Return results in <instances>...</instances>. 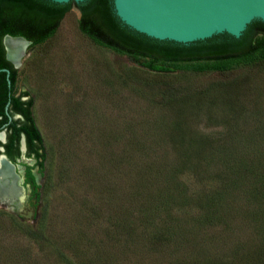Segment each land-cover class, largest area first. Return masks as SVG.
<instances>
[{
    "label": "rangeland",
    "instance_id": "1",
    "mask_svg": "<svg viewBox=\"0 0 264 264\" xmlns=\"http://www.w3.org/2000/svg\"><path fill=\"white\" fill-rule=\"evenodd\" d=\"M80 19L18 67L47 157L0 264H264V62L154 71Z\"/></svg>",
    "mask_w": 264,
    "mask_h": 264
},
{
    "label": "trees",
    "instance_id": "2",
    "mask_svg": "<svg viewBox=\"0 0 264 264\" xmlns=\"http://www.w3.org/2000/svg\"><path fill=\"white\" fill-rule=\"evenodd\" d=\"M73 4L52 0H0V57L5 52L2 43L5 35L23 36L32 41L31 45L44 42L56 32ZM76 4L82 11L80 29L83 33L97 43L130 55L136 61L144 59L142 65L150 70L169 72L176 68L175 65L187 63L189 65L186 66L198 72L225 71L240 64L264 62L262 20L251 22L241 37L222 33L185 44L155 39L128 27L116 15L113 0H88ZM10 65L9 61L3 62L0 68ZM16 79L17 75H13V88ZM15 100L20 106V98ZM30 106L31 138L38 140L41 148L45 149L33 111L34 99H31ZM38 156L41 157L39 163L43 168L46 152Z\"/></svg>",
    "mask_w": 264,
    "mask_h": 264
},
{
    "label": "water",
    "instance_id": "3",
    "mask_svg": "<svg viewBox=\"0 0 264 264\" xmlns=\"http://www.w3.org/2000/svg\"><path fill=\"white\" fill-rule=\"evenodd\" d=\"M52 1L74 2L70 10H80L76 3L88 0ZM113 5L119 19L135 31L185 44L222 33L241 37L251 22L264 21V0H113ZM8 40L25 43L21 54L13 59L19 67L32 41L23 36L6 35L4 43L9 57ZM24 204L16 203L13 207L18 209L12 211L24 215Z\"/></svg>",
    "mask_w": 264,
    "mask_h": 264
},
{
    "label": "flooded vegetation",
    "instance_id": "4",
    "mask_svg": "<svg viewBox=\"0 0 264 264\" xmlns=\"http://www.w3.org/2000/svg\"><path fill=\"white\" fill-rule=\"evenodd\" d=\"M5 36L2 41L5 52L2 54L3 57H0V63L9 61L11 65L0 68V72H3L0 75V165L2 161L8 164L23 194L22 200L17 199L16 203L39 201L41 199L39 180L42 177L43 168L39 163L41 157L38 154L45 152V149L41 148L38 140L31 138L29 132L32 118L28 113L31 111L32 95L26 89L17 92V82L13 88L12 76L17 75L18 79V67L15 60L9 57L4 43ZM17 97L20 98V106H17L19 105L15 100ZM4 205L9 210L17 209V207L13 209L11 208L13 206ZM24 207H26L25 204Z\"/></svg>",
    "mask_w": 264,
    "mask_h": 264
},
{
    "label": "bare ground",
    "instance_id": "5",
    "mask_svg": "<svg viewBox=\"0 0 264 264\" xmlns=\"http://www.w3.org/2000/svg\"><path fill=\"white\" fill-rule=\"evenodd\" d=\"M7 43L11 57L16 59L17 56L23 51L25 43L15 40H8ZM22 197L23 194L16 183L15 177L11 173V169L9 168L8 164L2 161L0 165V202L9 204L8 206L11 207L15 206L14 204L16 203L17 199L22 200Z\"/></svg>",
    "mask_w": 264,
    "mask_h": 264
}]
</instances>
